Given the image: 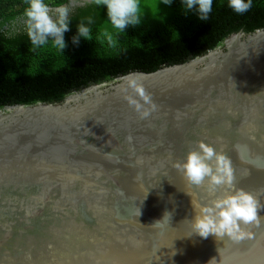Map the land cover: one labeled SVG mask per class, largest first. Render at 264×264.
<instances>
[{"label": "water", "instance_id": "obj_1", "mask_svg": "<svg viewBox=\"0 0 264 264\" xmlns=\"http://www.w3.org/2000/svg\"><path fill=\"white\" fill-rule=\"evenodd\" d=\"M201 141L264 203V27L58 102L3 105L0 264H264V222L239 243L187 237L213 194L174 164Z\"/></svg>", "mask_w": 264, "mask_h": 264}, {"label": "trees", "instance_id": "obj_2", "mask_svg": "<svg viewBox=\"0 0 264 264\" xmlns=\"http://www.w3.org/2000/svg\"><path fill=\"white\" fill-rule=\"evenodd\" d=\"M68 0H45L50 6ZM144 15L138 25H128L118 36L116 48L97 37L105 29L114 31L107 20L106 6L86 3L69 13V29L64 33L66 47L60 51L51 41L33 48L24 30L7 34L0 28V108L3 105L58 102L70 91L90 83L107 81L129 71H152L162 65L183 62L219 45L230 33L252 32L264 27V0H252V7L236 13L228 0H212L207 21L199 19L195 8L182 0H140ZM155 5H157L158 10ZM25 0H0V26L19 13ZM15 7H18L14 9ZM14 9V10H13ZM92 16L93 39L79 38L76 25Z\"/></svg>", "mask_w": 264, "mask_h": 264}, {"label": "clouds", "instance_id": "obj_3", "mask_svg": "<svg viewBox=\"0 0 264 264\" xmlns=\"http://www.w3.org/2000/svg\"><path fill=\"white\" fill-rule=\"evenodd\" d=\"M86 2L106 6L107 20L114 31L105 29L97 39L101 40L103 37L111 48L118 46V36L124 34V29L128 25L140 24L144 15L140 0H86ZM162 2L167 5L171 0ZM25 3L27 5L24 10L25 26L32 47L41 48L51 41L52 47L61 52L66 47L64 33L69 29L70 6L67 4L50 6L45 0H25ZM71 3L72 7H75L76 0H71ZM182 4L187 9L195 8L199 19L204 21H207L212 10V0H182ZM228 4L238 14L247 12L253 6L252 0H228ZM155 7L158 10L157 5ZM85 19L87 23L82 21L76 25L77 35L73 37L74 44L79 42L80 37L93 39L91 25L95 21L92 16ZM132 86L146 102L150 103V98L142 86L135 82ZM144 115H147V112ZM174 167L190 185L205 186L207 191L213 194L211 202L202 205L198 213L191 218L187 237L198 235L207 239L209 235H213L216 239L227 237L234 243L252 238L248 228L259 227L264 222V216L260 214L264 209V203H261L258 194L235 187L234 170L229 157L201 141L197 143L196 148L186 153L183 161L176 162ZM218 190L220 194L215 195ZM214 259H211L209 264Z\"/></svg>", "mask_w": 264, "mask_h": 264}, {"label": "rangeland", "instance_id": "obj_4", "mask_svg": "<svg viewBox=\"0 0 264 264\" xmlns=\"http://www.w3.org/2000/svg\"><path fill=\"white\" fill-rule=\"evenodd\" d=\"M69 3L71 5H69ZM86 3H89V2H86V0H76L75 7L83 6ZM64 4H67L70 6V9H71L70 12L73 10V8H75V7H72L71 0L67 1ZM16 8H18V7H15L14 9H16ZM0 28L2 30H8V31H6L7 34H11V33H15V32L24 30L26 28L24 14L19 13L12 20H9V21H6L5 23H3L2 26H0Z\"/></svg>", "mask_w": 264, "mask_h": 264}, {"label": "bare ground", "instance_id": "obj_5", "mask_svg": "<svg viewBox=\"0 0 264 264\" xmlns=\"http://www.w3.org/2000/svg\"><path fill=\"white\" fill-rule=\"evenodd\" d=\"M69 5H71V4L69 3Z\"/></svg>", "mask_w": 264, "mask_h": 264}]
</instances>
